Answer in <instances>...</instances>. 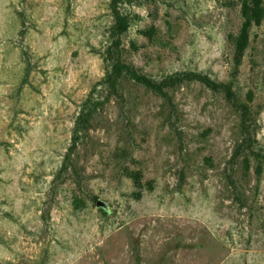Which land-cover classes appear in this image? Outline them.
<instances>
[{
	"label": "rangeland",
	"instance_id": "374dc122",
	"mask_svg": "<svg viewBox=\"0 0 264 264\" xmlns=\"http://www.w3.org/2000/svg\"><path fill=\"white\" fill-rule=\"evenodd\" d=\"M0 264H264V0H0Z\"/></svg>",
	"mask_w": 264,
	"mask_h": 264
},
{
	"label": "trees",
	"instance_id": "16d2710c",
	"mask_svg": "<svg viewBox=\"0 0 264 264\" xmlns=\"http://www.w3.org/2000/svg\"><path fill=\"white\" fill-rule=\"evenodd\" d=\"M263 0H254V2L256 3V5L258 6L260 3H262ZM146 86L150 87L152 90L156 91V92H161V89L159 88V86H157L156 84H154L153 82H146L145 83Z\"/></svg>",
	"mask_w": 264,
	"mask_h": 264
},
{
	"label": "water",
	"instance_id": "95a60500",
	"mask_svg": "<svg viewBox=\"0 0 264 264\" xmlns=\"http://www.w3.org/2000/svg\"><path fill=\"white\" fill-rule=\"evenodd\" d=\"M96 205H97V207H99V208H106V203H104V202H102V201H98Z\"/></svg>",
	"mask_w": 264,
	"mask_h": 264
}]
</instances>
